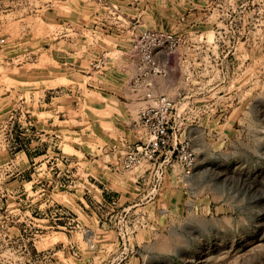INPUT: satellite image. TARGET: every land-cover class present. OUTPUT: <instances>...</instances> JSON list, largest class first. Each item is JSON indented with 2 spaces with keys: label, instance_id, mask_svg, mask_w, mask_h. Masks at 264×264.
<instances>
[{
  "label": "rangeland",
  "instance_id": "374dc122",
  "mask_svg": "<svg viewBox=\"0 0 264 264\" xmlns=\"http://www.w3.org/2000/svg\"><path fill=\"white\" fill-rule=\"evenodd\" d=\"M188 3L202 24L161 25L188 19ZM206 3L0 0V264H264V0ZM127 7L130 25L180 38L154 87L194 147L189 172L175 160L120 166L147 132L104 92L111 57L89 63L112 44L101 29L115 27L112 10ZM65 30L92 46L81 64L56 45ZM50 101L66 109L53 128Z\"/></svg>",
  "mask_w": 264,
  "mask_h": 264
},
{
  "label": "built area",
  "instance_id": "2783aa9c",
  "mask_svg": "<svg viewBox=\"0 0 264 264\" xmlns=\"http://www.w3.org/2000/svg\"><path fill=\"white\" fill-rule=\"evenodd\" d=\"M179 44L178 36L162 30L140 29L132 37L129 55L135 72L129 90L144 101L137 110V122L146 129L147 139L125 146L120 160L122 169L129 170L142 162L155 163L159 159L166 163L175 160L187 172L194 166L195 150L190 139L177 140L174 133L173 101L154 89L156 77L166 73L168 57ZM104 62L105 56L101 55L90 62V66L98 69ZM14 118L16 115L12 113L10 119Z\"/></svg>",
  "mask_w": 264,
  "mask_h": 264
},
{
  "label": "crops",
  "instance_id": "0c3cea01",
  "mask_svg": "<svg viewBox=\"0 0 264 264\" xmlns=\"http://www.w3.org/2000/svg\"><path fill=\"white\" fill-rule=\"evenodd\" d=\"M201 1L203 2V7L207 8L206 7L207 6V3H206L207 0H201ZM182 7L186 8L185 11L188 10V12L190 13V15H188V19L186 17L181 16V14L175 15V14L170 13L168 16L163 15V16L158 17L159 20L162 22L161 25L165 26V25H168L167 23H169L170 21H174L177 23L179 28L185 29V31H189V29H193V27L196 25V23L198 26L203 23V17H202V15H204L203 12L194 11V9H193L194 7L190 3H188L187 7L186 6H182ZM135 11H136V9L135 8L132 9L131 7L125 8L124 12L120 11V10L119 11L116 10L114 12V10H112V13H119L120 12L119 14H113L114 18H116V17L119 18V19H115V21H116L115 27H111V26L104 24L105 28H101L102 31L104 32L103 34H105L106 36H108V38H110L109 41L112 44L107 46V47H104L103 51L99 54V57L101 55H104L105 61L108 60L109 57H111L110 60L112 63V67H115L114 69L116 70V71L114 70L112 73H110V75H109L110 78L108 80L109 82H111V78H112L113 80H115V82H113L112 85L109 84L104 92H106L111 97H116L118 100L120 99L119 97H122V96L126 99L124 101L120 100V105L122 107V110L125 111L126 116H128V115L131 116V114L136 112L138 110V108L144 102L143 99L141 98V96L135 95L134 93H132L129 90L130 79L135 72L134 63L131 60L130 55H129L131 40H132L133 35L136 32H138L140 29H147V28L142 27V23L141 24L135 23L133 25H130L131 20L132 19L134 20V18H135L134 17L135 16L134 14H136V13H134ZM137 12H138V10H137ZM116 15H118V16H116ZM130 15H133V16H131L130 19H128ZM109 17L111 19L113 18L111 15ZM114 30H116V31H114ZM61 35L65 38H62L59 41H57L56 45L57 46L59 45L62 48V50L68 49L70 51V55L75 56L73 63H72L73 64L72 66L75 65L77 60H79V64H81L80 61H82L84 58H86V56H88L89 54H92V49H91L92 46L91 47H90V45L87 46L86 51L89 49L88 52L82 51L83 47L81 48L79 45H77L78 44L77 38H75V37H69L68 38V33L66 30L62 31ZM77 35H79V34H77ZM79 52L80 53L82 52V54H78ZM83 55H86V56L84 57ZM77 57H78V59H77ZM89 66H90V63H89ZM90 69H93V68L90 66ZM87 76L90 77V75H87ZM114 84H116V85H114ZM154 89H155V87H154ZM21 100H22L21 102H24L23 98H21ZM45 105H46V107H44V109H45L44 112L47 115L43 118L42 125L45 127H52L53 128L55 121H56L55 120L56 117L59 116V113L61 112V110H66V109H59L60 105L57 103L53 104L51 101L48 103H45ZM39 120L40 119H35L34 122L41 125V121H39ZM65 120H67V119H65ZM52 133H56V132L52 131L51 134ZM43 135H45V132L43 133ZM115 180L116 179L110 180L111 182H109V183L111 185H119L120 181H118V180L115 181Z\"/></svg>",
  "mask_w": 264,
  "mask_h": 264
}]
</instances>
